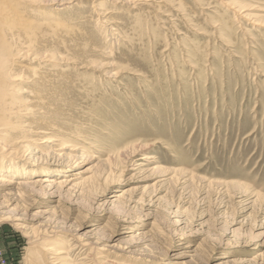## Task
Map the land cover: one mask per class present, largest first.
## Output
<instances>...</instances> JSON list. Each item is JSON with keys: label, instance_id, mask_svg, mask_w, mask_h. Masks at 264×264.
I'll use <instances>...</instances> for the list:
<instances>
[{"label": "rangeland", "instance_id": "obj_1", "mask_svg": "<svg viewBox=\"0 0 264 264\" xmlns=\"http://www.w3.org/2000/svg\"><path fill=\"white\" fill-rule=\"evenodd\" d=\"M151 2H67L49 11L72 31L45 30L27 52L6 36L10 72L37 96L30 134L83 159L25 186L28 206L0 198V264H34L72 234L104 264H264V0Z\"/></svg>", "mask_w": 264, "mask_h": 264}, {"label": "bare ground", "instance_id": "obj_2", "mask_svg": "<svg viewBox=\"0 0 264 264\" xmlns=\"http://www.w3.org/2000/svg\"><path fill=\"white\" fill-rule=\"evenodd\" d=\"M73 1L74 0H0V181H3L1 184L8 186L13 183L18 184L16 188L8 189L7 192L0 194V198L3 199L2 204L11 205L12 203L16 202L15 205L17 207H20V205L28 206V204L25 202L24 192H31H29L28 189H25V186H31L32 188L38 185L41 186L42 182L48 180L46 175H60L70 171V169L65 171H61L60 169H52L50 166L53 164L71 168V165L75 163L76 160L80 159L82 161L83 159L82 153L79 154L80 147H78L76 143H71L68 145L64 144L58 147L56 144L57 135L48 132V130H45L46 128L40 127L39 129L35 130L36 134H30L33 129V125L24 118L25 116L32 113V110L29 108V106L33 104L34 99H36L37 96L34 90L32 91L27 87L21 86L25 79V74H23L25 72H10L9 67L11 64H14V59L16 60L18 53H15V50L13 51L15 48L14 46V48L11 46V49L10 45H8L6 42L7 35L11 37L24 36L23 39L25 38L27 41L23 47L27 52L32 49V46L35 44V41H37L38 37L45 35V30H49V35L55 37L60 34V30H63L65 34H69V32L72 31L71 27L68 25H63L61 22L53 19V14L49 10L52 9L53 11H56L60 8V11L65 7L67 2L73 3ZM138 1L146 5H149L151 2V0H137V2ZM219 1H223L225 5L230 6L236 3V0ZM130 3L131 2H127V4ZM131 4L135 6L137 3ZM113 12V10L106 12L99 11L98 16L101 20V23L107 25L113 24L112 20L114 19L110 18V16L112 17L111 14H113ZM55 13H57V11ZM245 13L246 12H242L240 14L239 12V16L243 18L249 17V14ZM256 24L261 23L257 21ZM23 42L24 41H22V43ZM25 51H23V53ZM30 76L32 75L29 74L28 77ZM38 79L36 78V80ZM90 159H96V156L92 154ZM82 172L88 171H86V169L78 170V173ZM4 174H10V176H5ZM33 174L40 175H37L33 181L27 180L28 176ZM15 176L22 177H19L18 180H14L13 178ZM77 179H79L78 184H85L90 183L92 176L81 175L77 177ZM5 220H7V216H4L2 213H0V222ZM21 227H23V225H21ZM71 237L72 241L69 243L64 242V240L60 238L46 242L39 249L42 252H39L40 254L38 251H32L33 254H36L34 255L36 257L38 253V257L34 264H104L105 261L103 257L101 258V256L98 258L94 257L93 259L89 258L91 255V250H94L92 247H90V236L72 234ZM30 254L32 255V253ZM78 254L81 257L78 258ZM97 254L99 255V253Z\"/></svg>", "mask_w": 264, "mask_h": 264}]
</instances>
